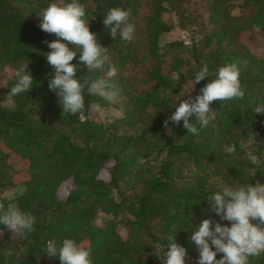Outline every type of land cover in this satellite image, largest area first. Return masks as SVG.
<instances>
[{
	"label": "trees",
	"instance_id": "16d2710c",
	"mask_svg": "<svg viewBox=\"0 0 264 264\" xmlns=\"http://www.w3.org/2000/svg\"><path fill=\"white\" fill-rule=\"evenodd\" d=\"M79 2L90 30L110 49L122 91L115 103L85 92L86 105L100 107L72 116L49 89L54 69L44 42L59 38L42 31L38 17L49 4L71 0H0V79L10 74L8 93L21 68L34 80L31 91L0 106V203L15 201L36 217L26 238L0 225V264H61L45 255L52 239L58 246L72 239L91 248L93 264H164L169 235L187 249L186 264H196L190 236L202 220L231 226L210 211L207 197L222 185L264 184V166L255 168L246 155L254 149L264 158V114L253 110L254 103H264V56L250 46L253 34L264 39V0ZM113 7L132 13L136 31L126 46L103 24ZM176 28L189 34V45L165 41ZM237 60L243 100L213 102L209 125L197 124L199 136L188 133L183 121L164 127L180 101L200 95L220 67ZM71 63L81 82L101 75L89 72L78 56ZM205 63L210 75L195 84ZM106 108L120 117L105 123L99 111ZM250 131L258 133L251 148ZM225 143H235L237 152L226 153ZM17 187L20 194L5 197ZM99 214L107 216L102 226L95 222ZM250 264H264V254Z\"/></svg>",
	"mask_w": 264,
	"mask_h": 264
},
{
	"label": "clouds",
	"instance_id": "9594fccd",
	"mask_svg": "<svg viewBox=\"0 0 264 264\" xmlns=\"http://www.w3.org/2000/svg\"><path fill=\"white\" fill-rule=\"evenodd\" d=\"M131 11L119 7L108 10L103 24L110 36L115 40L119 35L125 46L134 39L135 25L130 22ZM40 18V28L48 34H55L59 39L44 43L51 49L46 54V60L53 67V78L49 80V89L60 98L63 113L72 116H83L84 112L99 108L92 102L86 105L85 92L89 96H98L109 103H115L121 95V86L115 80L117 68L110 63V49L103 46L97 35L90 30L86 18V8L79 0L71 3H51L43 10ZM259 25H254L259 30ZM61 40L68 43H62ZM75 46V51L69 48ZM78 50V51H77ZM79 57V62L87 67L89 72L100 73L96 78H85L82 82L74 77L77 74L76 65L71 62ZM28 68V67H27ZM210 75L205 63L195 75V84L204 81ZM241 62L239 60L227 63L219 68L215 79L200 90V95L183 99L175 107V111L164 121V127L169 124L183 127L188 133L199 136L197 127L206 128L212 120L215 111L210 105L215 102L243 100L246 96L241 80ZM179 79L178 75L173 77ZM34 83L27 69L21 68L17 82L10 89V95L28 93ZM86 90V91H85ZM255 114H264V103H254ZM195 119L196 123H193ZM258 133L249 132L247 145L258 144ZM223 150L235 154V143H225ZM247 159L255 168L264 166V158L248 152ZM23 191V189H21ZM210 211L219 216L220 221L230 222L231 226L203 219L199 227L193 231L190 241L194 242L199 253L196 264H250V258H259L264 254V184L255 186L247 184L240 187L222 185L220 190L207 197ZM258 221V223H253ZM36 217L22 211L15 201H9L7 206L0 203V225L5 226L13 236L27 237L35 231ZM214 225V226H213ZM168 244L164 251V264H186L188 251L176 242V236L166 237ZM215 249V250H213ZM45 255L58 258L61 264H93L92 250L72 239H65L58 246L55 239L47 242ZM222 254L220 259L217 255Z\"/></svg>",
	"mask_w": 264,
	"mask_h": 264
},
{
	"label": "rangeland",
	"instance_id": "374dc122",
	"mask_svg": "<svg viewBox=\"0 0 264 264\" xmlns=\"http://www.w3.org/2000/svg\"><path fill=\"white\" fill-rule=\"evenodd\" d=\"M252 37H253V41L250 42L252 51H254L259 55L264 56V39L259 38L255 34H253ZM172 40L183 41L184 45H189V43L191 42L189 34L177 28L173 29V31L167 37H165L166 42ZM9 76H10L9 73H5L3 77H1L0 79L1 88L3 89V92L0 93V106H4V107L11 106V95L6 90L7 77ZM99 114L105 123H111L116 118L120 117V111L115 110L113 108L102 109L99 111ZM21 189H22L21 187H17L14 190L5 193L4 195L5 197L8 198L16 196L22 192ZM114 196L117 197L115 193ZM106 220H107V216L103 214H99L95 222L97 225L102 226Z\"/></svg>",
	"mask_w": 264,
	"mask_h": 264
}]
</instances>
